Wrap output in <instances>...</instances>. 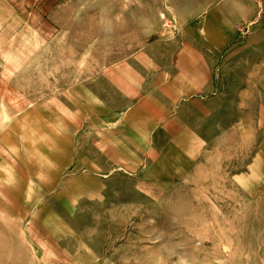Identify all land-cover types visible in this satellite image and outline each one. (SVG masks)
<instances>
[{
    "label": "rangeland",
    "instance_id": "obj_1",
    "mask_svg": "<svg viewBox=\"0 0 264 264\" xmlns=\"http://www.w3.org/2000/svg\"><path fill=\"white\" fill-rule=\"evenodd\" d=\"M183 35H233L231 74L224 53L209 71L233 102L216 89L199 120L164 122L201 136L153 134L135 166L98 167L88 150L115 133L88 83ZM183 145L200 148L184 177L141 178L161 155L177 171ZM0 264H264V0H0Z\"/></svg>",
    "mask_w": 264,
    "mask_h": 264
},
{
    "label": "crops",
    "instance_id": "obj_2",
    "mask_svg": "<svg viewBox=\"0 0 264 264\" xmlns=\"http://www.w3.org/2000/svg\"><path fill=\"white\" fill-rule=\"evenodd\" d=\"M232 37L233 35H183L155 38L139 50L120 58L111 68V79L90 81L87 91L95 102L89 98L90 103L86 104H89L88 108L94 109L95 119L113 120L112 132L115 133L113 138H106L103 145L98 144L96 139L94 150H88L90 154L95 152L96 165L107 169L110 165L124 169L135 166L137 157L145 159L143 147L153 134L201 136L199 127L191 133L185 127H180V131L169 132L164 122L171 112H175L179 120H199L202 113L212 110L211 105L223 89L228 93L221 96L223 104L233 102V96L230 95L231 81L224 80V84L220 85L219 81L211 80L209 75V71L213 72L218 66L222 54L225 55V47L232 41ZM255 37L256 35H250L248 38ZM231 54L230 52V57L225 55L224 79L232 71ZM257 54L259 44L255 43L251 55ZM246 62L250 67L254 65L253 78L258 80V60L247 59ZM258 86L259 81L256 82V87ZM216 89L217 95H210ZM240 92L241 90L234 99L241 103H247L248 97H253L241 95ZM196 146L195 148H199V145ZM199 149L183 145L180 156L183 158V166L177 167L175 172V167L168 165L167 157L163 155L160 156L163 163L158 166H153L151 162L147 166L144 162L141 178L146 182L164 183L174 174L184 177L189 171L190 162L200 156L196 154Z\"/></svg>",
    "mask_w": 264,
    "mask_h": 264
},
{
    "label": "bare ground",
    "instance_id": "obj_3",
    "mask_svg": "<svg viewBox=\"0 0 264 264\" xmlns=\"http://www.w3.org/2000/svg\"><path fill=\"white\" fill-rule=\"evenodd\" d=\"M183 220V219H182Z\"/></svg>",
    "mask_w": 264,
    "mask_h": 264
}]
</instances>
